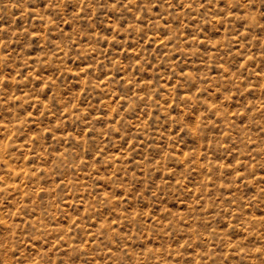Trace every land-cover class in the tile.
<instances>
[{
  "label": "rangeland",
  "instance_id": "374dc122",
  "mask_svg": "<svg viewBox=\"0 0 264 264\" xmlns=\"http://www.w3.org/2000/svg\"><path fill=\"white\" fill-rule=\"evenodd\" d=\"M0 264H264V0H0Z\"/></svg>",
  "mask_w": 264,
  "mask_h": 264
}]
</instances>
